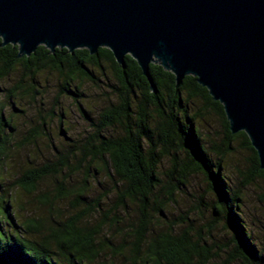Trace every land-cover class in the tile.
<instances>
[{
    "label": "trees",
    "instance_id": "16d2710c",
    "mask_svg": "<svg viewBox=\"0 0 264 264\" xmlns=\"http://www.w3.org/2000/svg\"><path fill=\"white\" fill-rule=\"evenodd\" d=\"M17 53V46L0 47V264H264V249L258 248L242 219L241 193L230 186L222 162L231 143L240 140V147L251 155V171L243 187L255 179L264 180V170L259 169L247 136L230 134L222 106L212 101L196 78L186 76L176 89L172 73L150 64L154 86L150 92L131 57L126 56L120 68L105 48L93 56L85 49L70 54L56 48L51 53L43 46L29 57L17 58ZM106 67L117 79V86L107 85L114 101L94 121L82 108L78 86L101 83L93 73L107 78ZM20 71L12 87H2ZM45 71L56 74L58 94L72 100L90 134L83 142L65 137L70 142L68 150L62 153L53 147V162L19 167L20 175L10 189L5 175L15 168L11 145L15 128L6 111H17V102L11 100L17 94L33 99L38 93L34 77ZM195 101L223 122V143L213 150L202 142L196 127L200 111L192 116L188 110ZM63 117L58 115L61 126ZM60 133L67 134L62 129ZM163 161L167 167L161 170ZM78 175L80 184L65 186ZM193 177L202 178L204 194L210 198V202L203 201L204 195L198 199L200 220L195 223L187 215L167 220L166 211ZM45 180L56 184L53 196L38 195L39 184ZM103 182L110 185L113 198L105 210L101 202L108 200L106 193L91 203L85 200V193ZM14 189L39 198L42 209L36 218L26 220L20 215L24 207ZM69 197L77 216L60 222L52 204ZM129 205L134 207V219L128 221L126 234L122 222ZM92 214H98L95 222L82 224ZM155 227L157 231L152 230ZM220 227L228 235L226 242L216 235ZM103 229L110 237L103 235ZM114 237L120 243L113 244ZM103 253L109 258H101Z\"/></svg>",
    "mask_w": 264,
    "mask_h": 264
},
{
    "label": "water",
    "instance_id": "95a60500",
    "mask_svg": "<svg viewBox=\"0 0 264 264\" xmlns=\"http://www.w3.org/2000/svg\"><path fill=\"white\" fill-rule=\"evenodd\" d=\"M0 39L17 58L39 46L105 48L124 68L129 56L150 92V64L172 73L176 89L192 76L264 170V0H0Z\"/></svg>",
    "mask_w": 264,
    "mask_h": 264
},
{
    "label": "rangeland",
    "instance_id": "374dc122",
    "mask_svg": "<svg viewBox=\"0 0 264 264\" xmlns=\"http://www.w3.org/2000/svg\"><path fill=\"white\" fill-rule=\"evenodd\" d=\"M105 73L107 78H101L97 72L93 73L94 77L101 81L97 85L84 82L78 86L79 92L83 97L81 98L82 108L94 121H97L101 110L114 101L107 85L117 86L116 75L110 67L105 68ZM20 76L21 71L14 73L9 80L2 84V87H12ZM34 83L38 93L33 96V99L25 93V95L23 93L17 94L16 99H11L13 102H17L15 106L17 111H6L7 115H12V123L15 128L14 140L11 141L15 168L5 175L10 189L15 187V182L18 175H20L19 167L22 168L28 164L42 166L53 162L56 157L53 147L62 153L68 150L70 142L65 137H70L76 142H83V139L90 134L88 124L81 118L72 100L58 94V78L56 74L45 71L34 77ZM188 110L192 116L194 112L200 111L202 117L197 119L195 124L199 129L202 142L206 144L207 148L213 150L214 147H219L224 140L223 122L219 116L209 108L203 109L201 101L192 103ZM60 113L64 114L62 126L58 121ZM52 114L54 115L52 116ZM40 127H42V130ZM61 129L67 133L65 136L60 133ZM240 142V140H237L231 143L232 149L225 155L222 162L223 174L232 189L241 193V210L244 224L252 233L258 248L264 249V180L255 179L251 185L243 187L244 178L251 171V155L240 147ZM166 167L167 162L163 161L161 170ZM81 180L82 176L78 175L73 177V180H69L65 186L78 185ZM38 188V195L49 192L53 196L56 184L45 180L39 184ZM14 190L20 204L24 207L20 215L26 220L36 218V214L42 209L38 203L39 198L27 196L20 189ZM109 190L110 185L105 182L101 183L100 186L96 184L91 191L85 193V200L87 203H91L94 198L106 193L108 200L103 199L101 207L104 210L108 209L112 205L110 204L111 201H113L112 195L108 192ZM204 192H206V188L202 178L193 177L189 181L186 191L182 195H177V202L166 211V219L173 220L187 215V217L197 223L200 220L197 212L199 197L204 195L203 201L210 202V198ZM72 203L73 198L69 197L52 204L54 214L56 213L55 215H57L60 222H67L77 216L78 211L72 206ZM133 209L134 207L129 205L128 213L123 217L122 229L126 234L128 233L127 227L131 224L128 221L130 218L134 219ZM97 216L98 214L89 215L83 219L82 224L94 223ZM152 230L157 231L158 228L155 227ZM102 233L110 237L106 229H103ZM217 234L221 242H226L228 235L225 231H222L221 227L218 229ZM120 241L121 239L118 237L111 239L113 244H118ZM103 257L105 259L109 258L108 255L105 257V253L101 254V258ZM118 264H121V262Z\"/></svg>",
    "mask_w": 264,
    "mask_h": 264
}]
</instances>
